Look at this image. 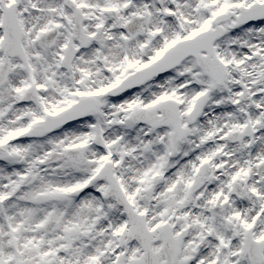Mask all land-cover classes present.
<instances>
[{
    "label": "snow or ice",
    "instance_id": "snow-or-ice-1",
    "mask_svg": "<svg viewBox=\"0 0 264 264\" xmlns=\"http://www.w3.org/2000/svg\"><path fill=\"white\" fill-rule=\"evenodd\" d=\"M0 264H264V0H0Z\"/></svg>",
    "mask_w": 264,
    "mask_h": 264
}]
</instances>
